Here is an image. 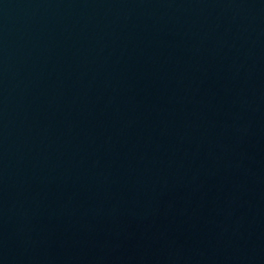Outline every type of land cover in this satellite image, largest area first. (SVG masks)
<instances>
[{
	"label": "water",
	"instance_id": "1",
	"mask_svg": "<svg viewBox=\"0 0 264 264\" xmlns=\"http://www.w3.org/2000/svg\"><path fill=\"white\" fill-rule=\"evenodd\" d=\"M0 264H264V0H0Z\"/></svg>",
	"mask_w": 264,
	"mask_h": 264
}]
</instances>
